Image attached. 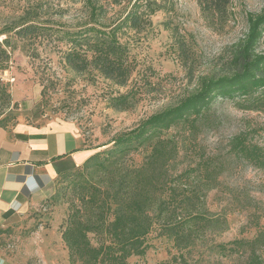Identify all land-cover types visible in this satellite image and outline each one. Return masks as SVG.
<instances>
[{
	"label": "rangeland",
	"instance_id": "rangeland-1",
	"mask_svg": "<svg viewBox=\"0 0 264 264\" xmlns=\"http://www.w3.org/2000/svg\"><path fill=\"white\" fill-rule=\"evenodd\" d=\"M96 1L105 10L98 19L107 24L126 13L135 0ZM150 1L154 12L149 22L139 31L125 28L120 34L134 68L127 84L119 87L94 71L76 74L63 61L62 55L69 47L61 38L63 32L78 30L89 21L85 0H0V30L21 22L18 18L26 9L38 11L35 20L41 24L48 20L44 26L51 27L45 36L20 38L7 33L9 60L7 68L0 70V105L4 103L0 107L1 124L12 127L18 123L45 126L71 122L81 147L90 150L89 158L110 147L118 134L193 92L196 77L218 69L229 58L232 43L247 29L246 14H257L264 8V0H231L232 17L217 31L201 14L197 0ZM7 34L0 35V39ZM178 40L187 41L196 53L199 65L193 79L177 57ZM259 49L264 51V37ZM131 89L137 98L132 108L116 110L108 106L111 96ZM207 117L194 137L178 129L166 135H174L183 144L179 168L197 163L206 155L223 161L224 171L218 185L206 194L205 206L224 218V230L208 235L204 246L191 251H179L166 237L153 232L144 254L130 256L127 264H183L180 253L187 264H244V253L222 257L208 248L214 243L252 239L259 234L264 238V170L229 151L230 140L239 133L264 149V113L242 109L236 99L216 98ZM144 154L130 153L132 162L139 164ZM86 159L79 165L71 158L59 161L46 193L0 225V248L15 264H81L79 260L71 262L61 235L73 198L71 182L82 177L78 169Z\"/></svg>",
	"mask_w": 264,
	"mask_h": 264
},
{
	"label": "trees",
	"instance_id": "trees-1",
	"mask_svg": "<svg viewBox=\"0 0 264 264\" xmlns=\"http://www.w3.org/2000/svg\"><path fill=\"white\" fill-rule=\"evenodd\" d=\"M85 2L89 21L78 30L63 32L61 38L69 44L63 61L76 74L94 71L123 87L134 64L120 34L125 28L141 30L154 12L153 4L150 0H135L117 20L102 24L98 19L105 11L102 5H97L96 0ZM230 2L197 0L201 14L217 31L232 17ZM38 17V11L26 9L18 18L21 22L6 25L0 35L10 32L20 38L49 35L51 27L44 26L48 20L41 24L35 20ZM246 22L247 29L232 43L229 58L218 69L196 77L193 92L118 134L110 147L91 155L78 169L82 177L71 182L73 198L61 235L71 262L127 264L130 256L144 254L148 236L153 232L166 237L177 250L191 251L204 246L208 235L224 230V218L205 206L206 194L218 185L224 171L223 161L206 155L199 157L197 163L179 168L183 144L166 132L184 130L194 137L199 125L208 119L216 98L236 99L240 108L264 113V51L259 49L264 37V8L257 14H246ZM8 46L7 34L0 39V70L7 68ZM177 57L193 79L199 63L187 41H177ZM3 92L7 98L8 94ZM136 101V91L131 89L111 96L108 106L128 110ZM141 151L145 153L143 158L134 164L130 153ZM229 151L264 170V149L249 141L245 134L232 137ZM263 247L264 238L259 234L252 239L214 243L208 249L222 257L244 253L247 255L244 264H264ZM179 257L187 264L183 253Z\"/></svg>",
	"mask_w": 264,
	"mask_h": 264
},
{
	"label": "crops",
	"instance_id": "crops-1",
	"mask_svg": "<svg viewBox=\"0 0 264 264\" xmlns=\"http://www.w3.org/2000/svg\"><path fill=\"white\" fill-rule=\"evenodd\" d=\"M89 154L71 122L0 124V225L46 193L59 161L71 158L79 165ZM0 264H15L1 248Z\"/></svg>",
	"mask_w": 264,
	"mask_h": 264
}]
</instances>
